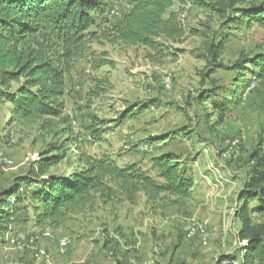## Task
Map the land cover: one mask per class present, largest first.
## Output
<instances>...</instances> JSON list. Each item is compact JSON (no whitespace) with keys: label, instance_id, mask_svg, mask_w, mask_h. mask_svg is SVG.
Wrapping results in <instances>:
<instances>
[{"label":"rangeland","instance_id":"rangeland-1","mask_svg":"<svg viewBox=\"0 0 264 264\" xmlns=\"http://www.w3.org/2000/svg\"><path fill=\"white\" fill-rule=\"evenodd\" d=\"M106 1L105 22L93 27L99 32L118 21L120 16L111 14L114 7L122 14L129 9L127 0ZM185 1L183 23L201 31L209 23V36H188L175 44L182 53L156 62L144 47L115 41L108 32L92 43L88 55L66 76L64 113L70 116L84 150L109 153L120 165L135 163L157 176L156 155L164 151L181 155L195 177L192 195L177 199L162 194L156 202L142 193L134 201L122 195L72 211L57 227L37 226L30 208L29 221L12 225L7 232L6 243L0 246V264H229L222 261L227 256L239 264L246 241L238 238L241 221L235 209L253 166L250 157L260 151L264 136V79L252 73L238 76L233 67L241 55L252 57L264 51V27L225 25L194 0ZM262 1L249 0L251 4ZM212 39L216 44L224 41L216 61L209 52ZM166 77L171 79L169 85ZM248 85L253 88L247 90ZM140 107L145 108L121 124L122 115ZM89 112L106 122L101 141L91 139L84 129L90 124ZM7 114V106L0 103V191L44 157L49 143L64 137L41 129L40 122L8 127ZM235 140L237 145L232 144ZM144 142L152 150H140ZM69 153H77L72 144ZM67 161L58 168L66 170ZM195 222L207 225L206 237H186V228ZM118 227L130 238L129 244L121 240ZM44 230L52 236L43 237ZM32 236H38L37 246L46 249L48 258L36 261L28 249L21 248ZM62 237L71 239L64 252L58 244ZM107 238L114 241L109 248Z\"/></svg>","mask_w":264,"mask_h":264},{"label":"trees","instance_id":"trees-1","mask_svg":"<svg viewBox=\"0 0 264 264\" xmlns=\"http://www.w3.org/2000/svg\"><path fill=\"white\" fill-rule=\"evenodd\" d=\"M127 1L128 11L110 30L99 32L93 27L98 28L99 21L105 22L106 0H0V103L8 108L6 125L40 122L41 129L56 138L64 136L49 143L44 157L17 177L10 188L0 191V246L6 243L12 225L29 221L30 208L35 211L37 226L57 227L72 211L94 207L97 201L108 203L122 195L134 201L142 193L152 202L162 194L177 199L192 195L195 177L181 155L172 151L156 155L153 164L157 176L135 163L120 165L109 153L94 155L84 150L70 116L64 113L66 76L78 60L88 55L92 43L107 37L108 32L115 41L144 47L151 60L161 62L183 52L175 44L188 36L207 37L212 30L209 23L203 31L183 23L185 0ZM178 3L181 8L172 9ZM193 4L211 12L225 25L264 27V1L251 4L249 0H194ZM223 48L224 41L216 44L212 39L209 52L213 60L218 59ZM233 68L238 76L252 73L264 79V51L252 57L241 55ZM144 108L129 110L119 118L121 124ZM221 110L222 120L224 108ZM88 116L90 124L84 127L87 135L94 141L103 140L106 122L94 112ZM71 144L77 153H69ZM259 145L260 151L250 157L253 166L235 209L241 221L238 238L246 241L239 264H264V136ZM66 158L67 169L63 171L58 166ZM256 215L262 220L256 221ZM117 229L121 240L129 244L128 235L121 227ZM113 242L107 238L105 247ZM224 260L236 262L228 256Z\"/></svg>","mask_w":264,"mask_h":264},{"label":"built area","instance_id":"built-area-1","mask_svg":"<svg viewBox=\"0 0 264 264\" xmlns=\"http://www.w3.org/2000/svg\"><path fill=\"white\" fill-rule=\"evenodd\" d=\"M111 14L116 15L117 17L118 16L121 17L122 15L118 7H114L112 9ZM164 81L166 85H169V83L171 82V79L170 77H166ZM238 142L239 140H235L232 142V144L237 145ZM139 149L144 150V151H150L152 150V145L150 143L144 142L143 144L140 145ZM206 230H207V225L205 223L195 222V223L190 224L186 228L185 234L187 238H191V239L197 236L206 237L207 235ZM41 235L43 237H48V238L52 236L49 230H44ZM37 239H38V236H32L26 239L25 242L22 243L20 246L22 249L23 248L28 249L31 252V256L34 260L41 261L44 258H48V252L46 251V249L37 246ZM58 244H59L60 251L64 252L71 244V239L70 237H62L59 239ZM20 264H27V263L22 262ZM140 264H148V262L145 261Z\"/></svg>","mask_w":264,"mask_h":264}]
</instances>
